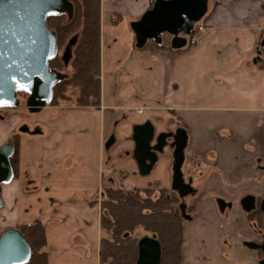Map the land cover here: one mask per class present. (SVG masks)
I'll return each mask as SVG.
<instances>
[{
    "label": "crops",
    "instance_id": "0c3cea01",
    "mask_svg": "<svg viewBox=\"0 0 264 264\" xmlns=\"http://www.w3.org/2000/svg\"><path fill=\"white\" fill-rule=\"evenodd\" d=\"M153 1L101 0L100 107H45L40 110L45 111L41 129L19 135L17 174L1 186L0 232L39 221L45 229L46 264H99V244L105 236L100 228L104 140L114 119L106 109L142 107L168 113L162 131L186 130L187 168L182 174L192 179L196 192L232 199V207L235 192V198L264 192V71L258 66L264 0H208L201 38L177 53L170 47L157 52L134 48L130 23ZM136 51L139 62L163 63L160 92L154 93L156 83L146 80L140 99L123 98L114 79L112 103L106 106L102 77L118 76L134 61ZM151 70L150 64L148 74ZM8 135L0 130V145ZM208 207L217 208L212 203ZM192 212L197 217L199 207ZM196 217L183 223L182 264L193 262L194 252L185 239L194 243ZM217 246L219 260L227 263L222 257L231 249L226 251L221 242Z\"/></svg>",
    "mask_w": 264,
    "mask_h": 264
},
{
    "label": "water",
    "instance_id": "95a60500",
    "mask_svg": "<svg viewBox=\"0 0 264 264\" xmlns=\"http://www.w3.org/2000/svg\"><path fill=\"white\" fill-rule=\"evenodd\" d=\"M208 10V0H154L152 6L137 20L130 23L134 34V47L142 49L148 41L161 46L163 36H170L171 49L178 50L187 45L194 27ZM66 13L72 18L73 5L70 0H0V107H17L18 92L26 94L25 106L30 112L40 111L52 96L53 86L65 75L49 67V60L56 52V34L47 26V17ZM65 49L64 61L70 58V45ZM264 43V42H263ZM151 121L135 124L131 140L134 143L132 156L138 173L148 175L158 161V154L169 144L173 148L172 188L185 189L178 196H187L190 184H184L181 168L185 162L188 135L185 129L161 131L156 136ZM154 143L152 144V142ZM111 134L104 143L107 151L114 144ZM14 145L7 141L0 145V209L3 201L1 186L14 178L11 157ZM264 178V166L262 167ZM218 211L223 213L232 203L216 199ZM245 213L256 207L255 196L247 194L240 199ZM184 205L181 206L182 213ZM264 213V197L260 201ZM189 219L190 216H183ZM249 248L259 249L264 256L262 243H244ZM160 245L154 235L144 236L138 242V257L135 264H160ZM31 257V247L19 229L6 228L0 233V264H26ZM260 264H264L263 261Z\"/></svg>",
    "mask_w": 264,
    "mask_h": 264
},
{
    "label": "trees",
    "instance_id": "16d2710c",
    "mask_svg": "<svg viewBox=\"0 0 264 264\" xmlns=\"http://www.w3.org/2000/svg\"><path fill=\"white\" fill-rule=\"evenodd\" d=\"M73 5L72 18L66 13L47 17V26L56 34V52L49 60V67L61 70L62 65L71 63L73 74L57 82L52 88L48 105L55 104L67 85L78 88L75 106L99 108L101 104V48H100V3L101 0H70ZM119 19L116 17L115 22ZM70 45V58L63 60V53ZM170 47V36L164 35L161 46L150 41L141 50L157 52L164 46ZM65 45V47H64ZM191 43L188 40L182 51ZM64 47L61 55L59 51ZM171 48V47H170ZM262 59V58H261ZM264 71V58L258 63ZM14 138V139H13ZM14 145L10 159L14 176L18 168L19 134L8 140ZM264 149V141H263ZM264 160V158H263ZM264 166V165H263ZM140 188L104 187L100 200V228L104 233L99 244V264H135L138 257V242L134 236L136 228L154 235L160 245V264H182L183 218L175 207L178 199L167 197L161 188L156 199L142 197ZM249 222L255 221L264 231V213L259 209L246 214ZM31 247V257L26 264H46L45 229L35 221L19 228Z\"/></svg>",
    "mask_w": 264,
    "mask_h": 264
},
{
    "label": "rangeland",
    "instance_id": "374dc122",
    "mask_svg": "<svg viewBox=\"0 0 264 264\" xmlns=\"http://www.w3.org/2000/svg\"><path fill=\"white\" fill-rule=\"evenodd\" d=\"M150 42L153 43L152 41ZM166 42L167 40L164 42L163 48H169V45ZM64 47H62L59 51V55L62 54ZM140 56L141 55L136 51L133 57L134 61H131L128 67L122 70L118 76L112 77L111 74H105V76L102 77V84L103 87L105 86L104 91L106 93V106L111 105L110 103H112L110 102V97L112 95V82L114 79L116 82L115 88L117 89L119 87L123 98L132 97L134 99H140L139 94H142V89L145 87L146 80H149V83L151 81L156 83V85L152 88L154 93L160 92L158 90L160 89L161 84H159V86L157 84L161 83L162 80L163 63H161V66H155L150 59L139 62L138 59ZM263 58L264 45L261 49L259 63L263 60ZM150 64L152 66V72L151 74H148L147 67H149ZM59 71L64 74L66 78L71 77L73 74L71 63L68 62L65 66L62 65V68ZM78 92L77 87L67 85L63 93H61L57 98L55 104H47L45 107H58L61 111L71 107H76L75 99ZM17 96L19 100V105L17 107H0V120H2V122L4 121V123H1L0 130L9 134L5 141H8L14 134L31 135L33 131L41 129L42 127L41 122L43 121L42 117L45 111L30 112L25 106L26 94L19 91ZM139 104L146 106L145 102L142 101H140ZM105 112L106 114H112L114 119H112L110 123V129L106 135L104 143L111 134L114 135L115 142L109 150H104L103 153L104 187L109 186L115 188L121 185H129L133 187L144 186L141 190L142 197H148L151 199L159 197L160 191L158 188L161 186H164V192H168L172 176V165L169 154L166 153L163 156H160L161 159L158 160L155 167L148 175H139L136 162L132 156L133 149L131 134L132 128L135 124L143 123L146 120L152 122L155 132L158 133L162 131V129L168 125L166 122L170 117L169 114L161 110L150 108H146L141 114L136 113L134 110L118 111L117 109H106ZM263 158L264 153L260 162L261 165H264ZM165 159L168 161H165ZM186 168V164H183L182 172L185 171ZM219 195L226 197V194L224 193H219ZM235 195H237V192H235ZM235 195H233V199L237 202L233 207L226 209L223 213L219 212L217 208H215V211L208 210L210 203L215 204L217 198H222L218 196L217 193L210 194L201 191L197 192V195L194 197L189 195L184 199L186 204L189 205L194 203L199 207L197 217L194 212V217H196L194 220L193 232L194 243L185 237V245H187L190 241L188 243V245H190L189 249L194 252V257H191L193 261H191L192 264H256L258 258L262 256L259 249L249 248L244 243H259L263 238L264 231L258 227V224L255 221L251 222L252 225H249L250 222L246 223L244 211L239 203L241 196H239V198H235ZM254 196L256 198V204H258L259 199L264 196V192H262V195ZM231 200L232 199H230V201ZM184 222H186V220H184L183 223ZM251 231L252 235L250 237L248 235ZM134 236L140 239L144 236L151 235L143 231L141 228H136ZM185 236L188 235L186 234ZM219 242L222 243V246L226 249V251L231 249V253L225 252L222 257V259H228L227 263L221 261V259L219 260L220 257L218 256L220 255V251L217 246Z\"/></svg>",
    "mask_w": 264,
    "mask_h": 264
},
{
    "label": "flooded vegetation",
    "instance_id": "af4514ba",
    "mask_svg": "<svg viewBox=\"0 0 264 264\" xmlns=\"http://www.w3.org/2000/svg\"><path fill=\"white\" fill-rule=\"evenodd\" d=\"M64 58H65V54L63 53V60H64ZM176 129V128H175ZM174 129V130H175ZM174 130H167V131H174ZM159 133V132H158ZM157 132H154V135L156 136L157 134H158ZM168 141V144L163 148V152L161 153V154H158V160L160 159V156H163L164 154H166V153H168L169 154V156H170V160H171V164L173 165V158H172V153H173V148L172 147H170L169 146V144H170V142H171V139H168L167 140ZM7 142V141H6ZM154 143V141L152 142V144ZM134 148V143H133V141H132V149ZM261 167H263V165L261 166ZM262 170V169H261ZM183 179H184V184H190V186H191V189H190V191L189 192H191V193H189L187 196H185V197H183V198H180L179 196H178V192H185V189H182L181 188V186L179 187V189H174V188H172V176H171V179H170V188H169V191H168V194H166L167 195V197H171V196H174V197H176L177 199H178V201H177V203H176V205H175V207L177 208V210L179 211V213H180V215H181V217L184 219V220H192V219H194L195 217H193V215H192V209L195 207V205L192 203V204H186L185 202H184V199L186 198V197H188L189 195H191V196H195V195H197V192H196V190H195V188H193L192 187V179L191 178H185V177H183ZM252 195V194H251ZM254 196V195H253ZM264 197V196H263ZM262 197V198H263ZM262 198H260L259 199V201H258V204H256V198H255V205H256V207H255V209L253 210V211H255V210H257V209H259L260 210V207H259V205H260V201H261V199ZM225 201H227V202H230V200H225ZM232 203V202H231ZM239 203H240V201H239ZM215 204H216V201H215ZM182 205H184V207H183V209H184V212L182 213V211H181V206ZM216 207H217V205H216ZM232 207V206H231ZM218 209V208H217ZM253 211H251V212H253ZM261 211V210H260ZM250 212V213H251ZM245 213V212H244ZM245 214H249V213H245ZM190 216V218L189 219H185L183 216ZM263 238H264V235H263ZM263 238H262V240L259 242V243H257V244H260V243H262V241H263ZM254 243H256V242H254ZM262 253V252H261ZM263 258H264V256H263V254H262V256L261 257H259L258 258V261H257V263L256 264H260L262 261H263Z\"/></svg>",
    "mask_w": 264,
    "mask_h": 264
},
{
    "label": "built area",
    "instance_id": "2783aa9c",
    "mask_svg": "<svg viewBox=\"0 0 264 264\" xmlns=\"http://www.w3.org/2000/svg\"><path fill=\"white\" fill-rule=\"evenodd\" d=\"M204 28L201 24H197L194 27V30L190 36H187V39L190 41V43H195L201 38V34L203 32ZM134 111L138 114L143 113L144 108H135Z\"/></svg>",
    "mask_w": 264,
    "mask_h": 264
}]
</instances>
